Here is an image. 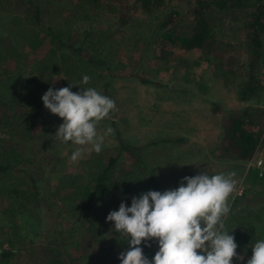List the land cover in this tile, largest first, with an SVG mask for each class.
I'll use <instances>...</instances> for the list:
<instances>
[{
  "label": "trees",
  "instance_id": "1",
  "mask_svg": "<svg viewBox=\"0 0 264 264\" xmlns=\"http://www.w3.org/2000/svg\"><path fill=\"white\" fill-rule=\"evenodd\" d=\"M173 1L183 3L185 13L170 8L163 20L156 16L150 35L153 39L141 48L139 39L145 40L132 31L130 23L137 15H150L164 7L166 0H0V21L5 26L1 29L0 45L9 44L7 55L16 60L15 68L9 69L3 66L0 55V133H4L0 134V245L2 242L20 243L19 217L24 214L28 215V221H36L52 234L45 258L35 259L29 254L31 264H112L114 261L118 264H221L223 246L191 260L175 256L169 204L174 193L161 190L143 154L145 149L160 144L185 143L186 138H161L144 146L136 145L123 135L114 117L105 134L116 144L108 150L95 147L88 157L79 158L77 148L71 142V133L63 126L62 108H54L59 100L48 84L49 77L67 73L73 65L70 63L75 58H82L87 65L95 63L107 73L101 76L105 82L100 87L109 96V106L113 98L110 83L116 74L105 55L93 52L95 43H102V38L106 41L104 37H111V50L116 44L117 39L112 38L113 33L111 35L109 30L103 34L93 27V23L101 22L107 17L104 15H108L118 27L127 31L117 42L123 45L122 48L152 51L156 58L168 62H171V52L175 48L186 52L198 49L201 60L211 62L217 75L224 77L225 83L233 84L238 101L247 103L254 98L260 99L264 82L256 76V66L257 60L264 58V0ZM27 3L29 11L17 14ZM233 13L237 15L235 18L240 16L245 21L244 45L252 52L244 75L235 70L233 57L224 58L225 44L217 34L226 15ZM68 18L70 22L64 21ZM39 27L47 29L50 36V48L45 49L42 57L39 47L44 38L38 36ZM78 34L81 37L69 41ZM43 59L49 61L46 67L42 64ZM183 61L184 58L178 55L173 66H179ZM78 68V65L73 67L74 75L80 73L76 72ZM184 92L192 93L190 88ZM213 104L215 111L221 113V105L216 101ZM263 132L264 107L246 104L239 109H230L222 116L220 144L211 151L213 157L234 162L250 160ZM214 177V174L208 176L202 185L208 186ZM54 181L57 189L53 188ZM142 182L153 187L159 203L165 202L163 234L167 237L158 243L163 244L160 252L154 246L153 236L158 231L153 226H146L141 231L117 228L109 214L111 203L104 202L103 213H99L93 204L96 196H107L116 189L125 195L136 194ZM190 191L208 200L200 188ZM250 191L249 187L241 196H236L231 208L242 207L244 210L246 203L248 206L260 204L258 209L263 210L264 186L261 185L254 196ZM258 209L255 219L261 214ZM248 224H236L239 227L231 238L236 247L255 239L256 224ZM107 227L112 232H107ZM72 246H84L85 250L74 256L68 249ZM96 246H100L101 256L95 259L87 252ZM19 253L15 254L13 249L1 250L0 261L19 256ZM255 259L260 260L257 256Z\"/></svg>",
  "mask_w": 264,
  "mask_h": 264
},
{
  "label": "rangeland",
  "instance_id": "2",
  "mask_svg": "<svg viewBox=\"0 0 264 264\" xmlns=\"http://www.w3.org/2000/svg\"><path fill=\"white\" fill-rule=\"evenodd\" d=\"M166 2L164 7H156L157 9L155 8L153 14L137 15L130 23L133 27L132 31L145 40L139 39L141 48L144 47L146 41L152 38L150 35L154 29L153 24L156 16L163 20L170 8L185 13L186 8L183 3L173 0H166ZM29 9L30 5L27 3L22 10L17 11V14L29 11ZM104 16L107 17H104L99 23H93V27L102 31L103 34L109 30L111 35L113 33L112 38H116L117 41L111 50V37H104L106 41L102 38V43H95L93 52L105 55L110 60L111 69L116 74L110 83L111 90L109 91L112 92L113 98L109 106L107 107L109 96L105 89L101 88L105 82L101 76L107 73L95 63L87 65L82 58L78 60L72 56L75 60L70 63L73 65L67 72L68 74L63 73L60 76L53 75L48 78L49 88L59 100L54 108H62L60 116L63 126L70 131L73 146L75 145L78 150L83 151L78 157H83L87 148L92 146L94 148L99 146L108 150L116 144L115 140L109 138L107 141H103L105 131L115 117L123 135L136 145L144 146L150 141L161 138H186L185 143H165L143 151L145 160L164 193L191 194L194 192L190 190L200 188L208 197L206 201L212 202V204L222 203L223 205V202L230 203L234 199L235 196L231 191L233 185L238 181H243L246 185L245 191L251 185L250 195L254 196L260 190L261 185L264 186V175L260 176L258 169L254 167L257 158L264 160V132L261 134L256 153L250 160L246 161V166L251 168L249 175L248 173L247 175L244 174V166L241 163L238 162L237 165H234L233 161L228 159L217 160L211 151L217 144H220L222 116L228 110L239 109L246 104L264 107V90L258 100L254 98L247 103L238 101L233 84L231 82L225 83L224 77L217 75V71L211 62L201 60L202 54L198 49L186 52L175 48L171 52V62H168L156 58L151 54L152 51L143 52L135 49V51H131L128 47L122 48L123 45L117 44V42L121 36L126 35L127 31L118 27L115 20H110L108 15ZM236 16L235 13L227 14L226 19L219 25L217 34L219 40L225 44L223 46L224 58L233 57L235 70L240 75H244L245 69L249 67L252 52L247 50L244 45L246 41V30L243 26L245 21L240 16L235 18ZM64 21L70 22L69 18ZM3 24L0 21V33L2 32L1 29L5 27ZM39 30L38 36L44 38L41 43L42 46L39 47V54L42 57L45 49L50 48L48 43L50 36L47 35L48 31L44 27H39ZM79 37H81L79 34L72 36L69 41L73 42ZM92 37L95 40V35ZM8 46L9 44L6 43L0 45V55L4 60L2 63L3 66L14 69L16 60L9 54L7 55ZM262 50L264 51V46ZM26 51L28 50L26 49ZM178 55L182 56L184 61L180 65L177 63L179 66L174 67L173 64ZM28 61L30 60L28 59ZM42 61L46 67L49 61L45 59ZM22 64H24L23 60H21ZM77 65L79 68L76 69V72L80 73L74 75L75 68L73 69V67ZM256 72V76L264 82V58L257 60ZM141 79L149 80V82H144ZM72 80L76 81L73 82ZM184 88L186 90L190 88L192 93L184 92L186 91H183ZM214 101L221 105V113L215 111ZM60 104L62 105L58 106ZM0 134L4 135L3 132ZM206 156L210 158L208 159ZM243 162L245 163V161ZM212 174L215 175L212 182L208 186H203V180ZM141 184H139V191L136 194L125 195L116 189L109 192L107 196H96L93 204L99 213H103L104 202L111 203L109 214L111 221L115 222L117 228L141 231L146 226H153V229L158 231V234H154L153 239L155 249L159 251L163 244L158 243L163 242L167 237L163 234L166 228L165 202L159 203L151 185L144 184V182ZM52 185L54 189H57L56 181ZM244 204L246 206L244 210L242 207H230L225 213L227 216L224 218L221 213L218 226L211 225L210 228L206 224L198 225L195 228L196 233L199 232L197 234L182 233L177 227L176 230L180 233L173 235L174 227L171 218L174 254L175 244L182 248V244H188L187 242L191 237L190 243L193 244L194 239V244H199L201 247L209 246V252L205 255L215 248L223 246V251L220 254L221 264H243L244 262L257 264L259 261L260 264H264V208L260 211L258 209L260 204L257 206ZM257 209L261 214L255 219L253 217L255 212L257 214ZM240 222L244 224L254 223L257 228H255L254 240L251 238L248 244L236 247L231 238L234 231L239 227L236 224ZM39 225L36 221H28V215H21L18 225V233L21 234L20 243L11 245L8 242H2L0 245V250L13 249L15 254L20 252L19 256L14 255L11 259H1L0 263L31 264L29 259L31 255L35 259L45 258L52 234L47 230V227ZM217 230H219L218 234H205L211 231L217 232ZM106 231L112 232V229L107 227ZM4 246L8 249H4ZM68 249L74 256H79L84 252L85 247L72 246ZM99 250L100 246H96L89 248L87 253L96 259L101 256ZM175 256L178 257L176 254ZM200 256L203 254L189 259L181 258L191 260ZM256 256L260 259L259 261L255 259ZM112 264L118 263L114 261Z\"/></svg>",
  "mask_w": 264,
  "mask_h": 264
},
{
  "label": "crops",
  "instance_id": "3",
  "mask_svg": "<svg viewBox=\"0 0 264 264\" xmlns=\"http://www.w3.org/2000/svg\"><path fill=\"white\" fill-rule=\"evenodd\" d=\"M107 138L112 139L111 137L103 136V141H107ZM114 140V139H113ZM105 144V143H104ZM76 148V147H75ZM94 146L91 148H87V152L83 153V157L79 158H86L90 155L92 152ZM86 150V148H85ZM83 151L78 150L76 151V154L79 156L81 155ZM81 153V154H80ZM234 165H237L238 162H232ZM241 165L244 166V174L248 175L251 173V168L246 166L243 161L239 162ZM251 187V185H249ZM232 191V189H231ZM235 198V197H233ZM232 202V201H231ZM231 202H223L222 203H209L205 199H203L200 195L195 193H189V194H177L173 195L170 198V211H171V218L173 219V235H178L180 232H178L176 229L178 227L179 231H182V233L185 234H195V228L200 224H206V226H218V220L221 219L219 216L222 213V217H226L225 215L226 211H228L231 207ZM215 204V205H214ZM206 216V217H202ZM204 218V220H203ZM211 228V227H210ZM219 230L217 232L211 231L206 232L205 234H218ZM199 233V232H197ZM196 233V234H197ZM190 239L188 240V244L184 245L182 244V248H179L175 244V254L178 257H184L186 259H189L190 257L196 256V255H205L209 252V246H200L199 244H194L195 240L193 239V244L190 243Z\"/></svg>",
  "mask_w": 264,
  "mask_h": 264
},
{
  "label": "built area",
  "instance_id": "4",
  "mask_svg": "<svg viewBox=\"0 0 264 264\" xmlns=\"http://www.w3.org/2000/svg\"><path fill=\"white\" fill-rule=\"evenodd\" d=\"M254 167H256L259 171V175H264V160L262 158H257L254 162ZM246 185L243 181H238L235 183L232 187V193L236 196H241L245 192ZM4 249H8L6 246H4ZM2 250V249H1ZM0 250V251H1Z\"/></svg>",
  "mask_w": 264,
  "mask_h": 264
}]
</instances>
